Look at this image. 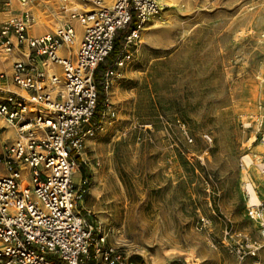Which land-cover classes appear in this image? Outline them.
<instances>
[{"label":"rangeland","instance_id":"374dc122","mask_svg":"<svg viewBox=\"0 0 264 264\" xmlns=\"http://www.w3.org/2000/svg\"><path fill=\"white\" fill-rule=\"evenodd\" d=\"M159 2L85 139L90 186L97 174L100 187L84 207L143 264H264L245 189L254 183L264 202V0ZM59 3H0V23L27 8L53 33ZM248 243L258 251L241 259Z\"/></svg>","mask_w":264,"mask_h":264},{"label":"built area","instance_id":"2783aa9c","mask_svg":"<svg viewBox=\"0 0 264 264\" xmlns=\"http://www.w3.org/2000/svg\"><path fill=\"white\" fill-rule=\"evenodd\" d=\"M10 2L0 0L8 8ZM162 10L159 0H113L109 5L60 0L62 20L53 33L34 35L36 18L29 9L0 23V57L22 56L12 62L10 73L0 72V132L13 128L17 133L0 154V264H135L92 221L83 203L84 181L76 183L74 173L86 135L100 128L94 123L96 69L112 52L118 32L136 19L104 73L107 91L133 58L145 24ZM257 167L264 173L263 159ZM248 215L264 239V202L250 204ZM257 251L248 243L238 253L244 259Z\"/></svg>","mask_w":264,"mask_h":264},{"label":"trees","instance_id":"16d2710c","mask_svg":"<svg viewBox=\"0 0 264 264\" xmlns=\"http://www.w3.org/2000/svg\"><path fill=\"white\" fill-rule=\"evenodd\" d=\"M137 24H138V21L136 19H133L128 24V26L126 27L125 30L118 32L112 52L98 66V68L95 71V80H96L98 90H99V104H98L96 116L94 118L95 124L100 123V121L102 120L103 113L106 110L107 93H106V90L104 87V85H105L104 73H105L106 69L114 63L115 59L117 58V56L119 55V53L123 47L125 37L130 33V31L133 28H135L137 26ZM79 161H80V168H81V171L83 174V181H84L83 187H84V189L88 190V188L91 184L92 175L89 172V170L87 168H85L84 163L81 160V158H79ZM132 260L135 262L143 264V260L139 256H134L132 258Z\"/></svg>","mask_w":264,"mask_h":264},{"label":"crops","instance_id":"0c3cea01","mask_svg":"<svg viewBox=\"0 0 264 264\" xmlns=\"http://www.w3.org/2000/svg\"><path fill=\"white\" fill-rule=\"evenodd\" d=\"M34 35H43V34L37 33V34H34ZM77 43H78V41H77ZM20 57H22L20 54H10V55L1 56L0 57V72L10 73L12 71V62L14 60L20 58ZM10 88L12 90L19 91L15 86L11 85ZM1 123H3V121L0 118V124ZM0 137H4L1 141L5 142L2 146H0V151H2L4 146H5V144L12 143L13 141L16 140L17 133H16V131L13 128H9V129H7L5 131L0 132ZM89 138H91V137H89ZM86 140L88 141L89 139L86 138ZM83 160L82 161L84 163L85 168H87L89 170L90 168H89L86 160L85 159H83ZM3 170H4V168L2 170H0V171H3ZM78 174H79V177H80L79 180H83V174H82V171H81L80 167L78 169Z\"/></svg>","mask_w":264,"mask_h":264},{"label":"bare ground","instance_id":"6f19581e","mask_svg":"<svg viewBox=\"0 0 264 264\" xmlns=\"http://www.w3.org/2000/svg\"><path fill=\"white\" fill-rule=\"evenodd\" d=\"M109 2V1H108ZM23 6L24 5H26V3L25 4H22ZM30 6V5H29ZM28 7V6H27ZM24 8V7H23ZM25 9V8H24ZM27 9V8H26ZM25 9V10H26ZM147 24V23H146ZM146 24H145V26H146ZM144 26V27H145ZM39 27V31H38V33H40V34H45L46 32H45V30H46V24L44 23V21H36V23H34L32 26H31V32L33 33V34H37V28ZM143 27V28H144ZM48 34V33H47ZM93 136V134L92 133H88L87 135H86V137L85 138H89V137H92ZM262 174V173H261ZM248 177H247V175H245L244 176V179H247ZM263 181H264V176H261L260 177ZM102 179V178H101ZM248 179H250V178H248ZM99 181H100V176L99 175H95V177H94V180H93V183H92V185L90 186V191H92L93 193H97V191H98V188L100 187L99 186ZM245 183L247 184V187L245 188L246 190H247V192H248V194H249V196H250V200H249V202L250 203H254V204H258V203H260L259 202V200H260V197L258 196V194H257V192L255 191V188H254V186L255 185H253L254 183H252L251 181H248V180H246L245 181ZM249 190V191H248ZM250 192L252 193V195L250 194ZM98 194V193H97ZM251 196H252V201L253 202H251ZM259 264H261V263H259Z\"/></svg>","mask_w":264,"mask_h":264}]
</instances>
